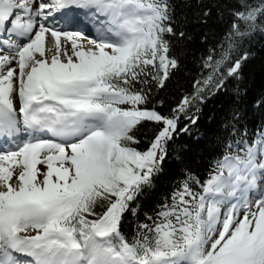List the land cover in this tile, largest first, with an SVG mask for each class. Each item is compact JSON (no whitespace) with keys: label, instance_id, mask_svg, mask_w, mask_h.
<instances>
[{"label":"snow or ice","instance_id":"snow-or-ice-1","mask_svg":"<svg viewBox=\"0 0 264 264\" xmlns=\"http://www.w3.org/2000/svg\"><path fill=\"white\" fill-rule=\"evenodd\" d=\"M258 41L264 0H0V264H264Z\"/></svg>","mask_w":264,"mask_h":264},{"label":"trees","instance_id":"trees-1","mask_svg":"<svg viewBox=\"0 0 264 264\" xmlns=\"http://www.w3.org/2000/svg\"><path fill=\"white\" fill-rule=\"evenodd\" d=\"M205 3H211L212 0H204ZM193 5H195L196 0H192ZM191 15V12L189 13ZM254 55L250 59L246 69H245V81L242 87L247 88V96L245 97V107L249 112L250 120H258L259 113L252 108V102L256 99L260 92L264 90V41H258L253 44ZM174 85L170 86L169 92L165 94L166 97L171 96L174 92ZM229 95H232L229 92ZM208 110L206 109V114ZM206 124V121L203 122ZM195 167V162L193 164ZM172 169H175V164H170Z\"/></svg>","mask_w":264,"mask_h":264}]
</instances>
